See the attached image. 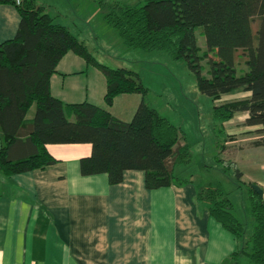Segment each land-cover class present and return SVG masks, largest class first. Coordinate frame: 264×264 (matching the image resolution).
I'll return each instance as SVG.
<instances>
[{"label":"trees","instance_id":"1","mask_svg":"<svg viewBox=\"0 0 264 264\" xmlns=\"http://www.w3.org/2000/svg\"><path fill=\"white\" fill-rule=\"evenodd\" d=\"M90 1L126 48L162 51L173 60H182L200 93L214 101L239 91L248 93L212 106L211 129L219 153L234 138L225 133L224 123L237 112L248 113L243 124L259 127L254 130L258 138L253 144L264 146V0ZM0 4H12L19 13L14 37L0 42V170L4 175L54 163L46 144L89 143L90 155L80 159L83 175L106 173L109 183L116 184L126 170H141L147 189L191 182L192 153L185 134L149 101V89L136 72L98 61L37 0H0ZM199 27L207 47L202 54L196 38ZM68 51L104 75L106 105L120 94L140 95L130 121L87 101L64 104L51 94L50 76ZM208 56L216 64L210 76H205L201 61ZM238 61L243 67L237 68ZM32 105L35 113L27 120ZM20 143L29 150L13 158L11 149ZM217 162L234 177L236 188L244 190L251 233H246V223L237 216L229 191L198 186L197 201L237 239V249L230 255L235 264L242 257L249 264H264V194L260 197L252 182L241 179L232 161L218 157Z\"/></svg>","mask_w":264,"mask_h":264},{"label":"crops","instance_id":"2","mask_svg":"<svg viewBox=\"0 0 264 264\" xmlns=\"http://www.w3.org/2000/svg\"><path fill=\"white\" fill-rule=\"evenodd\" d=\"M71 1L37 3L92 55L90 48L103 51L104 21L101 15L96 23L90 20L97 7L90 0ZM18 23L16 7L0 4V42L14 37ZM49 88L64 104L87 101L123 121L131 120L141 98L120 94L106 105L104 75L72 51L57 63ZM34 113L32 105L25 118ZM247 117L237 112L224 123L225 133L234 138L223 153L241 179L264 194V146L253 144L259 127L244 125ZM46 149L56 160L52 164L10 176L0 170V264H235L230 255L237 239L197 201L201 185L192 177L183 186L147 189L143 171L126 170L121 182L110 184L106 173L81 174L80 159L90 155L89 143H49ZM28 150L16 144L11 156L22 157Z\"/></svg>","mask_w":264,"mask_h":264},{"label":"rangeland","instance_id":"3","mask_svg":"<svg viewBox=\"0 0 264 264\" xmlns=\"http://www.w3.org/2000/svg\"><path fill=\"white\" fill-rule=\"evenodd\" d=\"M74 2L75 0L71 1L72 4ZM90 14V20L95 22L100 12L91 11ZM68 20L70 22V19ZM257 22L255 18L253 29H256ZM101 30L106 38L105 41L99 42V46L104 50L92 51L90 48L94 57L110 67H124L139 75L143 85L149 89V101L185 134V141L189 144L192 153L193 182L197 185H212L229 191L236 206V214L246 223V233L249 235L252 218L241 193L244 190L236 188L234 177L230 173L223 172L222 165L217 162L218 157L231 159H228V153L218 152L214 131L212 132L211 129L212 106L236 97L223 95L214 101L198 91L193 73L182 60H173L162 51L148 52L126 48L116 31L106 23ZM196 38L202 54V51L207 49L202 27L197 29ZM254 41H256L255 35ZM213 60L214 57L208 56L201 61L203 75L210 76L211 69L216 64ZM239 61L237 68L243 67V62ZM180 143H184V140L180 139ZM240 264H249L247 258L242 257Z\"/></svg>","mask_w":264,"mask_h":264},{"label":"water","instance_id":"4","mask_svg":"<svg viewBox=\"0 0 264 264\" xmlns=\"http://www.w3.org/2000/svg\"><path fill=\"white\" fill-rule=\"evenodd\" d=\"M252 188L256 191V193H257L260 197L263 196V189L260 188L258 185L253 184V185H252Z\"/></svg>","mask_w":264,"mask_h":264},{"label":"built area","instance_id":"5","mask_svg":"<svg viewBox=\"0 0 264 264\" xmlns=\"http://www.w3.org/2000/svg\"><path fill=\"white\" fill-rule=\"evenodd\" d=\"M16 2H19V0H16Z\"/></svg>","mask_w":264,"mask_h":264}]
</instances>
